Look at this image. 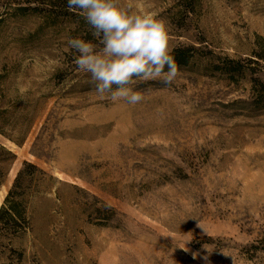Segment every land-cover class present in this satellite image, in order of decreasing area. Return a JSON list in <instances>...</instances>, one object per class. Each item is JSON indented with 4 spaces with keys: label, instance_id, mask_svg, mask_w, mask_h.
Masks as SVG:
<instances>
[{
    "label": "rangeland",
    "instance_id": "1",
    "mask_svg": "<svg viewBox=\"0 0 264 264\" xmlns=\"http://www.w3.org/2000/svg\"><path fill=\"white\" fill-rule=\"evenodd\" d=\"M121 3L164 20L184 60L170 86L135 79L136 105L101 97L77 69L67 39L96 43L77 12L0 0V145L13 154L0 206L23 161L46 173L26 229L0 230V264H264L247 253L264 238L251 81L264 60L248 61L264 46V0Z\"/></svg>",
    "mask_w": 264,
    "mask_h": 264
},
{
    "label": "clouds",
    "instance_id": "2",
    "mask_svg": "<svg viewBox=\"0 0 264 264\" xmlns=\"http://www.w3.org/2000/svg\"><path fill=\"white\" fill-rule=\"evenodd\" d=\"M132 7L121 0H67V10L83 17L96 43L69 37L65 50L74 51V64L90 75L98 95L136 105L144 94L129 87L135 79L170 86L179 68L166 22L155 12H133Z\"/></svg>",
    "mask_w": 264,
    "mask_h": 264
},
{
    "label": "trees",
    "instance_id": "3",
    "mask_svg": "<svg viewBox=\"0 0 264 264\" xmlns=\"http://www.w3.org/2000/svg\"><path fill=\"white\" fill-rule=\"evenodd\" d=\"M30 1V0H28ZM63 2L67 6V0H56ZM176 63H181L183 56L180 49H176L171 53ZM253 56L257 59H248L249 62L259 65L258 60H264V46L260 50H254ZM236 65L228 69V71H239L242 73V67L239 61H235ZM253 72L251 76L252 92L253 99L252 103L257 108H264V76L258 77L254 76L257 72L256 68H252ZM17 144H20L21 141L15 140ZM13 158V154L10 151L6 150L4 146L0 145V184L2 183L7 169L3 167V163L9 161ZM37 174L41 177L37 178ZM46 173L39 168L36 164L28 161H23L22 166L17 171L11 187L8 189L3 202L0 206V230L12 233L13 235L24 231L27 227V216H26V207L28 198L37 188L41 185V182L45 181L44 176ZM247 251L248 257L251 259L253 253L258 250L264 251V238H261L258 241V244H251L248 246ZM251 253V254H250Z\"/></svg>",
    "mask_w": 264,
    "mask_h": 264
}]
</instances>
